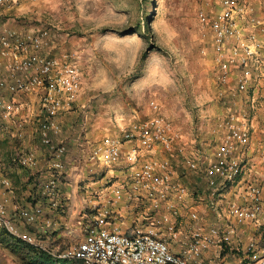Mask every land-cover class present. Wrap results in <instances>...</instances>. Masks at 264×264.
Masks as SVG:
<instances>
[{"label": "built area", "instance_id": "1", "mask_svg": "<svg viewBox=\"0 0 264 264\" xmlns=\"http://www.w3.org/2000/svg\"><path fill=\"white\" fill-rule=\"evenodd\" d=\"M23 1L0 0V12ZM201 3L196 11L201 52L212 66L219 112L207 119L205 133L197 134L193 142L156 100H150L142 110L146 117L135 111L122 120L119 132L106 135L90 159L107 172L114 165L125 172L107 174L104 181L109 185V198L98 204L97 212L84 216L79 239L74 237L64 250L42 248L56 262L264 264V249L258 247L256 239L232 244L238 225L264 224L261 188L245 181L240 193L245 203L225 201L226 191L242 174L243 155L254 147L253 132L264 137V0ZM47 36L46 29L38 28L24 37L14 32L0 37V55L13 59V81L0 79V114L11 118L21 108L2 97L3 88L10 94L42 91V116L37 126L55 173L46 186L51 192L60 180L67 150L64 142L55 140L61 130L58 118L76 106L82 73L73 53L54 58L37 51ZM260 141L255 148L264 162V140ZM160 154L165 157L159 158ZM11 161L29 168L36 158L32 152L16 149ZM193 173L203 178L202 193L182 179ZM49 206L56 207V203ZM206 208L221 221L207 222L202 215ZM44 214L42 205L19 209L12 216L0 210V228L35 246L38 237L29 228L43 221ZM122 217L134 220L126 225Z\"/></svg>", "mask_w": 264, "mask_h": 264}, {"label": "rangeland", "instance_id": "2", "mask_svg": "<svg viewBox=\"0 0 264 264\" xmlns=\"http://www.w3.org/2000/svg\"><path fill=\"white\" fill-rule=\"evenodd\" d=\"M53 2V7H63L64 12L47 10L36 22L48 32L45 41L55 43L50 51L56 54L49 56L59 58L63 51L75 54L82 73L79 99L91 96L90 101L94 99L100 108L97 112L116 125L135 111L146 117L142 110L156 100L178 126L188 128L192 135L205 133V123L219 112V105L212 66L201 52L196 17L201 0ZM11 239L0 228V264H80L56 262L43 252L42 248L56 245L64 250L71 239L53 242L38 237V244L31 248L46 254L48 263L33 257L25 243Z\"/></svg>", "mask_w": 264, "mask_h": 264}, {"label": "crops", "instance_id": "3", "mask_svg": "<svg viewBox=\"0 0 264 264\" xmlns=\"http://www.w3.org/2000/svg\"><path fill=\"white\" fill-rule=\"evenodd\" d=\"M53 5V0H24L11 9L2 10L0 12V37L7 32H14L18 37H24L32 30L41 28L42 24L36 21L42 19L47 10L49 13H54L55 10L61 8L64 12L63 7H53ZM52 16L55 17L54 14ZM48 44L50 46H46ZM51 45L55 46V43L48 39L37 51L46 56L50 53L56 54L50 51ZM12 63V58L0 55V79L5 83L13 81L10 68ZM41 92L39 90L33 94H10L6 88L1 90V95L5 100L19 103L21 108L11 118H5L0 114V210L12 216L19 209L42 205L45 213L43 221L35 227H30V232L44 241L58 242L65 239L69 242V239L75 240L81 237L80 228L84 216L94 214L97 212L95 210L98 204H104L108 200L109 185L104 181L107 174L120 175L125 172L119 165H114L112 171L107 172L105 168L90 159L91 152L106 135L119 132L118 124L121 125L122 120H119L117 125L109 122V118L97 112L100 108L94 99L90 101L91 96L88 99L78 98L74 109L65 111L58 118L61 130L55 140L64 142L67 150L63 157L64 168L61 171L60 180L51 192H47L46 186L55 173L50 169L49 153L41 144L38 135L37 121L42 116ZM183 132L187 137L189 136V141L193 142L192 138L197 137V134L192 135L188 128L184 127ZM262 136L259 131L253 132L254 147L243 155L242 174L226 191V202L236 199L238 203H245L240 196L245 181L261 188V198L264 201V162L258 157L255 148L260 146V140H264ZM16 149L32 152L36 158L35 165L24 168L13 163L11 156ZM157 156L165 157L162 154ZM210 156L212 157L211 154ZM172 161L176 165L174 158ZM105 171L106 175H104ZM182 179L192 185L197 193L203 192L201 191L203 183L201 175L193 173ZM51 203H56V207L50 209L49 204ZM123 212L122 214H125ZM202 215L205 220H209H206L207 222L221 221L217 220L214 212L209 208L204 209ZM129 218L131 217H122L120 220L130 225L134 219ZM250 238L256 239L258 247L264 249V224L258 222V224L238 225L232 244L236 246L238 243H245ZM54 248L60 249L58 245Z\"/></svg>", "mask_w": 264, "mask_h": 264}, {"label": "trees", "instance_id": "4", "mask_svg": "<svg viewBox=\"0 0 264 264\" xmlns=\"http://www.w3.org/2000/svg\"><path fill=\"white\" fill-rule=\"evenodd\" d=\"M139 29H136V31L135 32H137ZM11 238H13V237H11ZM14 239V238H13ZM11 239L12 241H17V243L19 242V240H17V239ZM24 248L27 250V251H29L30 253H32L33 254V257H35V258H37L39 261H42L43 263H48V262H50L51 260L48 258V257H46V254H43V253H41V252H39V251H36V250H34L33 248H31V246L30 245H28V244H24ZM28 248V249H27ZM61 260H64V259H61ZM60 261V260H59Z\"/></svg>", "mask_w": 264, "mask_h": 264}]
</instances>
